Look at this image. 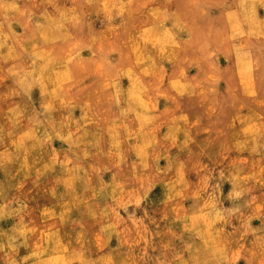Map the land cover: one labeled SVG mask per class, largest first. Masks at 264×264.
Masks as SVG:
<instances>
[{"label": "rangeland", "instance_id": "rangeland-1", "mask_svg": "<svg viewBox=\"0 0 264 264\" xmlns=\"http://www.w3.org/2000/svg\"><path fill=\"white\" fill-rule=\"evenodd\" d=\"M0 264H264V0H0Z\"/></svg>", "mask_w": 264, "mask_h": 264}]
</instances>
